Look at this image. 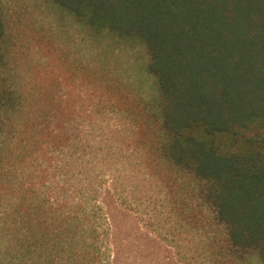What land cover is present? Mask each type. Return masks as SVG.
<instances>
[{
  "label": "trees",
  "instance_id": "obj_1",
  "mask_svg": "<svg viewBox=\"0 0 264 264\" xmlns=\"http://www.w3.org/2000/svg\"><path fill=\"white\" fill-rule=\"evenodd\" d=\"M108 196L182 264H264V0H0V264H118Z\"/></svg>",
  "mask_w": 264,
  "mask_h": 264
},
{
  "label": "rangeland",
  "instance_id": "obj_2",
  "mask_svg": "<svg viewBox=\"0 0 264 264\" xmlns=\"http://www.w3.org/2000/svg\"><path fill=\"white\" fill-rule=\"evenodd\" d=\"M41 19L45 20L47 27L52 25L61 34L63 26H60L57 17L42 15ZM70 34H74V30L70 31ZM98 59L107 62L109 67L123 78L128 79L130 76L137 83L147 86L144 71L135 63L138 60L132 53L126 50L114 51L107 43H95L96 63ZM62 93L83 95V90L76 85H68ZM116 121L128 127L125 118H116ZM103 125L108 126V123L105 122ZM103 201L114 225L118 264H182L161 231L151 226L147 220H143L136 212L123 207L116 198L108 196Z\"/></svg>",
  "mask_w": 264,
  "mask_h": 264
}]
</instances>
